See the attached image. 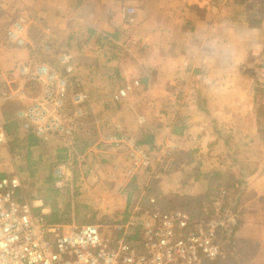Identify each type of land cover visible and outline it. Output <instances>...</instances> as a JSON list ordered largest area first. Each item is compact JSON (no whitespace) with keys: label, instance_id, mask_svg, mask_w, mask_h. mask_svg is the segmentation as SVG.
Masks as SVG:
<instances>
[{"label":"crops","instance_id":"0c3cea01","mask_svg":"<svg viewBox=\"0 0 264 264\" xmlns=\"http://www.w3.org/2000/svg\"><path fill=\"white\" fill-rule=\"evenodd\" d=\"M17 17L24 19L23 46L5 37ZM43 44L52 51L42 53ZM257 46L264 49V0H0V60L12 66L35 53L60 68L54 50L66 48L73 91L87 93L73 136L78 171L68 187L76 193L65 192L80 196L85 209L125 214L142 207L125 193L129 181L159 211H167L156 205L164 196L194 201L196 216L218 199L235 213L231 236L250 246L252 264H264V74L256 75L264 60L249 54ZM124 84L130 89L115 100ZM19 88L0 72L6 130L7 122L17 128L27 155L54 145V162L65 157L62 141L11 121L25 101ZM117 131L147 150L140 168L130 146L109 143ZM8 147L0 144V177L18 173ZM46 157V150L37 155ZM27 195L34 209L50 213L44 195ZM74 203L61 222L95 220L97 213L82 220Z\"/></svg>","mask_w":264,"mask_h":264},{"label":"built area","instance_id":"2783aa9c","mask_svg":"<svg viewBox=\"0 0 264 264\" xmlns=\"http://www.w3.org/2000/svg\"><path fill=\"white\" fill-rule=\"evenodd\" d=\"M24 19L17 17L5 32L6 39L25 45ZM116 42L115 39H110ZM52 48L41 46L48 54ZM60 68L37 61L35 53L26 61L0 72L8 83L19 84L21 105L11 119L18 128L42 140L57 138L66 148L55 162L52 177L56 188L72 176L73 136L87 102V93L73 91V57L66 48L54 50ZM137 83V82H136ZM130 89L124 84L114 94L119 100ZM0 113V144L9 140ZM116 147L130 146L134 168L147 150L128 140L121 131L107 137ZM34 208L17 172L0 177V264H202L222 256L219 234L228 230L235 213L214 199L199 216L184 210H141L135 207L125 220L100 223L48 222Z\"/></svg>","mask_w":264,"mask_h":264},{"label":"rangeland","instance_id":"374dc122","mask_svg":"<svg viewBox=\"0 0 264 264\" xmlns=\"http://www.w3.org/2000/svg\"><path fill=\"white\" fill-rule=\"evenodd\" d=\"M250 57L253 59V56H257L256 58H261L264 60V49L259 48L257 46L253 49L250 53ZM260 59V60H261ZM257 69L256 75L264 74V70ZM261 72V73H260ZM7 131L10 135V141L8 142V149L12 152L16 170L18 171L19 175L22 178V182L27 194L35 193V195L42 194L48 200L50 204L54 202L64 203V206H61V209L64 210L63 217L67 216V210L71 205H73V201L75 202V207L78 209V215L83 217L82 220L90 219L93 213H97L98 215L95 217L94 221H76L77 223H100V222H109V221H119L123 220L127 215H129L134 205L130 207L129 211L125 214L124 211H118V209L114 211H106V212H98L92 211L89 209L83 208L81 205V197L75 196L73 197L72 193H76V188L68 187L69 181L73 178V169H77L73 167V153L71 154V161H72V176L71 178H67L63 181V185L59 188L61 191L57 193L58 188L56 189L54 180L49 178L50 174H52V170L55 165V156L57 154V150L54 145L49 146V148H41L35 149V153H31L27 155V148L23 145L20 141L17 143V128L12 124L7 122ZM57 146V143L54 142ZM116 147V146H115ZM121 147V146H120ZM128 147V146H127ZM123 148V146H122ZM46 150L48 160H41L37 158V155L40 154L42 151ZM35 154V155H33ZM61 154H66L65 152L61 151ZM53 159V161H51ZM54 162V163H53ZM141 165H139V168ZM78 171V169H77ZM227 182V181H226ZM137 186L135 183L131 181L128 182V185L125 187V193L131 192L130 198L132 201L135 199L138 200L139 204L142 206V209L147 210H155L156 207L148 206L147 201L145 199V195H139V190H137ZM71 189L72 193H66L65 188ZM34 196V195H32ZM99 198H103L101 195H98ZM159 204H156L160 210H167L171 208H184L187 210L191 216H196L198 213L197 204L194 201H184L181 198H177L176 196H164L159 201ZM157 202V203H158ZM231 234V230H227ZM234 233V232H233ZM232 237L230 235L228 240L221 241V238H218L220 243L222 242L224 245V250H222L223 255L221 257V261L218 264H252V260L246 257L247 251H249L250 246L246 245L244 242L241 241V238L238 234ZM245 236L243 235V238ZM221 248V247H220Z\"/></svg>","mask_w":264,"mask_h":264},{"label":"trees","instance_id":"16d2710c","mask_svg":"<svg viewBox=\"0 0 264 264\" xmlns=\"http://www.w3.org/2000/svg\"><path fill=\"white\" fill-rule=\"evenodd\" d=\"M63 213H64V210H62L61 208H58L57 205L53 203L51 205L50 213L45 214L43 217L48 222H61V221H64L63 216H62ZM34 214H35V216H39L40 211L37 209H34ZM230 235L231 234L229 232H227V230H223L219 234V238H221V241H223V240L226 241L229 239ZM219 245H220L221 249L224 250L223 243L222 242L220 243V241H219ZM220 261H221V257H216L213 259H207L202 264H218Z\"/></svg>","mask_w":264,"mask_h":264}]
</instances>
